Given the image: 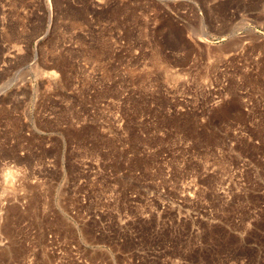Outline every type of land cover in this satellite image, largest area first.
<instances>
[{
	"label": "rangeland",
	"instance_id": "rangeland-1",
	"mask_svg": "<svg viewBox=\"0 0 264 264\" xmlns=\"http://www.w3.org/2000/svg\"><path fill=\"white\" fill-rule=\"evenodd\" d=\"M0 264H264V0H0Z\"/></svg>",
	"mask_w": 264,
	"mask_h": 264
}]
</instances>
